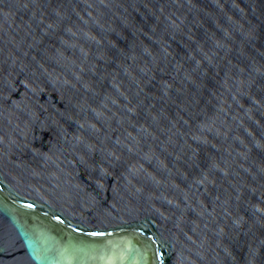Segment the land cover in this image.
<instances>
[{"label":"water","instance_id":"1","mask_svg":"<svg viewBox=\"0 0 264 264\" xmlns=\"http://www.w3.org/2000/svg\"><path fill=\"white\" fill-rule=\"evenodd\" d=\"M0 264H264V0H0Z\"/></svg>","mask_w":264,"mask_h":264}]
</instances>
